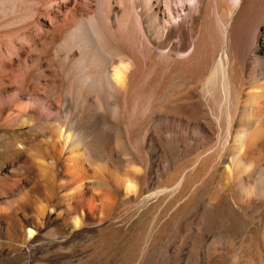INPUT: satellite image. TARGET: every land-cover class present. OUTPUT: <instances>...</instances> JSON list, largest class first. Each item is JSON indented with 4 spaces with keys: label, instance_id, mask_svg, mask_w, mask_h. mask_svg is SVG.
I'll list each match as a JSON object with an SVG mask.
<instances>
[{
    "label": "bare ground",
    "instance_id": "1",
    "mask_svg": "<svg viewBox=\"0 0 264 264\" xmlns=\"http://www.w3.org/2000/svg\"><path fill=\"white\" fill-rule=\"evenodd\" d=\"M127 2L61 0L72 9L34 37L45 0H0V129L50 124L47 140L18 142L12 171L62 170L67 207L92 218L106 209L116 221L154 205L157 220L165 206L183 207L177 233L199 212L200 235L217 243L205 256L192 241L198 264H216L213 250L222 264L255 256L264 264V223L251 233L255 216L264 219V0H155L149 11ZM160 15L171 29L180 16L179 32L158 37ZM40 187L49 185H22L18 209ZM37 209L21 221L25 236L43 223L45 207ZM70 222L83 223L79 208ZM153 244L143 239L136 264H178Z\"/></svg>",
    "mask_w": 264,
    "mask_h": 264
},
{
    "label": "rangeland",
    "instance_id": "2",
    "mask_svg": "<svg viewBox=\"0 0 264 264\" xmlns=\"http://www.w3.org/2000/svg\"><path fill=\"white\" fill-rule=\"evenodd\" d=\"M133 1L128 0V7L133 6ZM141 1L143 7L149 11V7L154 4L155 0ZM44 6V15L36 18L31 30V34L34 37H40L45 34L49 28V23L53 20L55 21L56 17L58 18L61 13L70 11L73 3L72 5H63L61 0H45ZM130 17L129 20L133 21L135 27L138 28L137 17ZM162 19L163 16L160 15L159 20L162 21ZM180 19H182L180 16H176L173 19L175 23H172L174 25L172 29L175 32L180 30ZM167 24H169L168 21H162L161 25L156 27L157 35L159 34L158 37L162 38L172 30L170 25ZM23 40L21 39L22 42L19 41V43L27 45V41L24 40L23 42ZM186 41L188 42L187 39ZM60 97L59 99L63 98V96ZM91 108H93V103L89 101L86 107L82 109L84 112L90 113L87 110L92 111ZM170 112L171 110H164L162 114H168L170 119H173L174 116H171ZM59 124L64 131L70 129L67 121H60ZM48 125L50 124L44 125V123L36 122L32 129L19 126L0 129V207H6L8 203L13 206L7 212L5 210L0 212V264H136L137 250L145 237L151 239L154 243L153 245L159 251L165 252L168 259L174 260L177 258L178 264H198L197 258L191 253L194 239H200V250L203 254L208 248L211 247L213 249L217 243V237L214 233L200 235L198 231L199 212L189 214L187 232L184 226L180 225L177 233L174 231V222L177 220L176 218L181 216L183 207L175 214L174 212L171 213L170 208L165 206L166 209H162L157 220H154L156 215L155 207L153 208L154 205L147 209H139L130 218L122 217L116 221H109L105 217L106 209L100 214V219L92 218L84 207L79 205H75L71 209L67 207L66 199H68L69 190L65 181L63 180L62 182V179L67 178L62 170L52 171L48 167H38L34 164L30 165V170L22 172V174L12 171L11 162L16 155L18 142L24 143L27 147H33L32 144L35 145L38 141L47 140L48 133L46 128ZM166 127L172 129L173 123L168 122L166 126L164 125V128ZM117 139V143H120L123 141V136L121 135ZM164 177L165 174L159 176L160 179H164ZM37 178L41 180L43 185H49L48 189L38 188L40 190L37 191V189L36 193L33 192L29 198L24 199L23 203L21 202L20 209H18V193L21 190V186ZM102 184L103 188L104 186L110 188L108 181L101 179L100 186ZM209 185L206 189L208 195L214 196L216 194L215 183ZM9 188L12 191L8 193L7 190ZM4 192H7V194H3ZM8 200L10 202L6 203ZM36 205H44L45 207L42 218L43 223L33 235L25 236L21 221L32 218L35 215L38 210ZM51 208H53L52 211ZM78 208L82 215V224L84 226L81 224L77 228L71 224L70 218ZM263 223L264 219L262 217L255 216L251 233L257 234L261 231L260 227ZM245 245L247 246L248 243ZM178 249L181 250L180 256L178 255ZM213 252L216 264H222L221 251L213 250ZM248 260L246 261V263L250 262L248 264H259L260 262L256 256L250 257Z\"/></svg>",
    "mask_w": 264,
    "mask_h": 264
}]
</instances>
